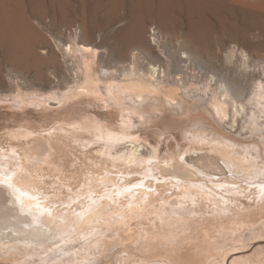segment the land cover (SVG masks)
Returning <instances> with one entry per match:
<instances>
[{
	"label": "bare ground",
	"instance_id": "obj_1",
	"mask_svg": "<svg viewBox=\"0 0 264 264\" xmlns=\"http://www.w3.org/2000/svg\"><path fill=\"white\" fill-rule=\"evenodd\" d=\"M101 1L105 3V0ZM141 1L137 0V3H142ZM247 1L249 0H185L190 12L197 11L201 14L203 9L208 8L210 12L215 13L219 8L233 10L237 7L243 18L253 16L251 18L258 23L264 21L263 2L249 6ZM68 2L65 0L67 5L59 8V21L76 11L68 6ZM173 2L174 0H160L163 6L156 8L157 15L162 16L165 23L153 26L149 32H143L139 28L138 21L142 19L143 14L141 16L133 12L134 22L131 21L130 27L124 28L122 35L113 41L123 56L120 59L111 60V49L107 46L99 49V46L83 41L84 32L82 33L79 25L73 24L65 28L59 25L66 39L57 37L53 41L55 46L51 43L50 58L57 60L58 65L63 67L60 77L51 72L54 80L43 90L40 87L23 86V81L17 75L9 73L7 84L10 86L0 89V102L4 99L12 100L16 95L13 93L17 92L23 105L29 103L47 111L54 108H59L60 111L67 106L69 108L70 101L75 97L84 96L96 101L98 105H105L106 109L110 108L111 113L120 117L119 127L122 130L121 135L110 133L111 138L107 140L109 142L105 150L101 148L104 146L85 149L96 136L95 126H91L88 120L72 118L70 121L59 122L58 127H53L52 131L43 134L18 130L17 137L23 140L20 142L22 151L4 149L0 152L9 166H18L25 160L29 161L28 166H20L22 169L27 167L21 177L11 176L8 178L11 181L7 180V175L10 174L7 170L3 173L5 178L0 176V250L10 254L18 253L22 258L17 259L18 264L29 260L32 263L39 262L38 264H97L98 255L103 256L102 251L98 249L107 242L111 243V246L116 245V236L120 237V231L134 223L130 220L146 217L149 213V219L154 220L155 225L160 224L162 220L166 221L170 226L166 228L167 235L174 233V227L184 231L182 228L189 227L193 217L203 213L204 203L198 202L197 194L211 196L215 192L222 195V190L227 194L242 192L247 187L242 181L247 182V179L258 184V191L262 193L259 200L263 202L264 158L258 143L243 144L198 120L200 122L186 129L183 135L193 142L205 145L209 143L210 152L185 154L178 161L175 156L173 159H160L161 149L158 151L157 145L149 142L144 144L136 136L127 133H133V129H140L151 122L153 111H192L203 107L208 113L215 115L219 124L224 121L228 126L223 127L230 134L236 132L239 137H258L264 143V58L254 57L245 49L232 45L224 54V72L205 68L202 57L208 50L203 40L205 30L200 25L197 26L198 22L195 20L194 23L188 21L186 27L181 21H177L171 9L167 8V5H173ZM22 3L23 0H17L14 10L0 6V29L4 28L13 33L15 28L19 30L33 27ZM114 4L118 8L122 7L120 0H115ZM254 10L255 13L259 12L258 15ZM199 17V20L203 18L201 15ZM46 18L48 17L42 15L40 20L33 22L42 24ZM50 19L54 22L56 15L52 13ZM60 24L63 25L62 22ZM91 31L93 33V30ZM167 36L175 40L173 48L164 46L166 40L163 41V38ZM232 66L236 69L231 76ZM246 75L250 76L248 93L243 87ZM234 76L242 77L243 80L240 78L239 82H236ZM2 81L0 78V84ZM16 101L18 104V99ZM84 133L92 136L87 137L85 143L81 142L80 138ZM212 134L214 136L210 137ZM119 135L120 137H117ZM74 145H77L78 149L84 147L82 154L85 159L82 156L83 163L76 169L79 177H83L71 188L60 173L67 166L63 163L62 168V163L57 164V159L71 158L66 148L77 147ZM11 146L12 149L15 148ZM16 155H19L21 163L13 161ZM75 156L81 160V157ZM34 162L46 166L52 164L56 170L55 175L60 180H56L59 183L55 182L58 184L56 190H59L56 191L59 194L56 198L46 197L47 199L43 200L46 193L50 192H47L49 186L43 185L37 176L29 172L31 169L28 167L36 166ZM1 166L4 171L5 166L0 162ZM110 167H114V170ZM159 168L161 177L156 174ZM54 173L55 171H51L50 174ZM19 174L18 172L17 175ZM38 174L40 175L39 172ZM138 175H142V178ZM167 175H173L178 182L164 180L157 183L160 178H167ZM211 175L223 177L213 179L210 178ZM152 179L156 182L151 181ZM51 180L54 183L55 179ZM153 184L157 195L151 190ZM169 184H175L174 187L178 188L173 194L176 193L179 200L169 202L167 206L168 199L162 196V193H165ZM197 190L199 191L196 192ZM211 199L215 200V197L211 196ZM154 201H161L160 206L152 205ZM232 203L233 199L228 198L226 202L216 205L219 209H212L209 204L208 209L221 212L235 205ZM252 227L256 228L247 225L241 229L227 230L223 233L222 240L215 245L221 247L222 254H228L227 251L238 246L233 242L249 238L253 234L250 230ZM256 229L259 230L254 232L257 236L264 233V223ZM243 251L231 252L224 259L226 264L233 255L235 258L231 263H236L242 257ZM262 252L264 253V246L255 250L256 259L254 255L251 262L245 261L244 264H264ZM35 256L38 259H35Z\"/></svg>",
	"mask_w": 264,
	"mask_h": 264
},
{
	"label": "rangeland",
	"instance_id": "obj_2",
	"mask_svg": "<svg viewBox=\"0 0 264 264\" xmlns=\"http://www.w3.org/2000/svg\"><path fill=\"white\" fill-rule=\"evenodd\" d=\"M63 1L65 2V0ZM63 1L23 0L22 7L25 12L27 11L26 14L27 16L29 15L28 18L30 22L33 23V27H31V29L22 28L19 30L15 28L13 33H10L4 28L0 29V78L3 80V84H0V89H6L10 86V84L9 86L7 84V79L10 74L17 75L21 81L25 82H22L23 86L30 88L40 87L43 90L47 89L50 82L54 80L51 72L58 77L61 76V69H63V67L58 65L57 60H51L50 58L51 43L55 46L53 41H55L57 37H61V40L66 39L65 33L61 31L59 25L64 28L73 24L79 25L80 29L82 28V33L84 32L82 39L84 38L85 40L83 39V41L97 47L99 46V49L104 46L109 47L111 49L110 59L115 60L120 59L123 56L122 54L120 55L118 48L113 41L122 35L121 31L124 28L130 27L132 24L131 21L134 20L132 18L133 12L141 16L143 14L144 17L142 16V19L138 21L140 24L139 28L143 32L148 30L152 31L150 28L153 26L156 27L165 23L162 16L160 17L157 15L156 8L163 6L160 4V0H142V3H137V0H120L122 4L121 8L115 6V0H105V3L101 0H68L70 2V5L68 2V6L70 8L73 7L74 9L72 10L76 11L74 14L71 13L70 15L61 18L59 21V8L67 5ZM259 1L260 0H249L246 4L249 6L253 4H261V2L264 4V0ZM16 2L17 0H4L3 2L0 1V6L14 10ZM145 4L146 6H144ZM167 6V8L171 9L170 11L174 14L175 19L177 21H181L185 27L187 26V23H194L193 21L195 20L198 22L196 23L197 26L200 25L205 30L203 40L206 48L208 49L202 55L204 65H206L205 68L216 72H224V54L232 45H237V47L245 49L254 57L264 58V21L258 23L256 20L251 18L253 16H249L250 18L248 17V19L243 18L237 7V9L234 7L233 10L219 8V10H216L215 13H212L208 8H205L200 14L197 11H188V4H186L185 0H174L173 5L171 4ZM52 13L56 15V20L54 22L50 19ZM42 15H45L48 18H46L42 24L39 21L41 25H37L36 22L40 20ZM198 15L203 16V18L199 20L200 17ZM62 19L64 20L62 21ZM59 22H62L63 25ZM91 30H93V33ZM168 39H170L169 36L163 38V41L166 40L165 42L167 44L166 46L164 43V46L173 48L175 40L173 39V41L170 39L167 41ZM47 46H49V49ZM59 59H61V56ZM235 69L236 68L232 66L233 71L231 70L230 72L232 73L231 76L234 75ZM246 76L244 79L245 82L242 84L245 92L248 93L250 76ZM236 77L234 76L235 80L234 78L232 80L236 82H239L240 78L243 80L242 77ZM13 95L15 96H13L12 100L4 99L0 102V152L4 149L22 151L20 142L23 140H19L20 137H17L18 135L16 132H18V130H30L34 133L43 134L52 131L53 127H58L59 122L62 123V121H70L72 118H76L78 120H88V122L91 123V126H95L94 134H96V136L92 138L85 149L91 146L96 148L104 146L105 148H101L105 150L107 142H109L107 140L111 138V132L114 135L115 133L120 135L122 134V130L119 127L120 117H116L115 113H111L109 110L110 108L106 109L104 107L105 105H98L96 101L91 100L90 98L87 99L84 98V96L80 98L78 96L75 97L74 100L70 101L71 106L69 108L67 106L64 109H60V111L59 108L47 111L34 104L28 103L23 105L20 100L22 98H18L19 95L17 92H14ZM17 99L18 104L16 101ZM104 108L106 111H104ZM195 109V111L175 110L172 112L170 109H166L161 112H157V110L153 111L151 122L140 129H133V133H127L136 136L139 140H142L144 144L149 142L152 145H157V150L159 151L161 149L160 159L170 157L173 159L177 157L178 161H180L185 154L201 153L205 151L210 152L209 147L211 148V145L209 143H206L205 145V143L193 142V140L183 135V132L186 129L192 128L196 122H200L198 120H201L202 123L206 124L210 128H213L218 133L226 135L243 144H252L253 142L258 143L261 146V153L264 158V143L261 139L258 137H239L236 132L230 134L226 131L227 129L223 127L228 125L225 124L224 121L219 124L213 113H208L206 108L204 109L203 107H197ZM241 125L242 124H240V126ZM120 135L117 137H120ZM212 136L214 135H210V137ZM87 137L92 136L88 133L81 134V142H87ZM11 145L15 146V148L12 149ZM83 149L84 147L78 149V146L67 147L66 150H68L71 158L64 159L60 157L57 159V164L62 163V168L64 167V164L67 166L64 167L65 170L60 173L61 175L63 174L62 176L65 178V183L70 185L71 188L77 184L79 178L83 177H79L76 172L77 167L83 163L82 156L83 159H85V156L82 154ZM75 155L81 157V160H79ZM1 157L2 156L0 154V158ZM95 157L96 156H94V158ZM15 160L17 163H21L19 155H16V158L13 159V161ZM0 162L5 166L4 171L2 170L3 167H0V176L4 177L3 173L8 171L10 174L7 175V180L10 181L11 179H8L9 177H21V175L26 172L27 167L26 169L20 168V166H23L22 164L27 166L29 165V161L25 160L21 164H18V166H9L8 164L6 165L3 157L0 159ZM34 163L36 164V162ZM38 164L40 163H37L36 166L32 165L28 167V169H31L28 171L34 176H37L43 185L46 187L49 186L47 192H50L46 193L49 196H44L45 199L43 198V200L50 197L56 198V195H59L57 193L59 190H56V186L58 185L57 183H59L56 181L58 180V176L55 175L56 170L53 168L52 164H47V166L45 164H40L38 166ZM6 166L9 167L7 168ZM44 166L46 168H44ZM14 168L18 169V171ZM110 168L114 170V167ZM48 170H51L52 173L55 171L53 174L54 176L51 175V171L49 172ZM18 172L20 173L19 175H17ZM29 172L27 173L28 175H30ZM156 174L161 177L162 173L160 168L157 169ZM172 176L173 175H167V178H160L161 180L157 183L164 180H173L176 182L177 180ZM138 177L142 178V175H138ZM215 177L216 175L210 176V178L213 179ZM221 177H216L215 179ZM51 179H53V181L55 179L54 183H57H52ZM151 181H155V179H152ZM246 181L247 182L242 181V184L247 185L245 190L242 192L235 191L227 194L222 190V195L215 194V192H213L211 196H214L215 200H217L216 204L215 200H212L210 195H205L204 193L197 194L198 202L204 203L202 208L203 213L193 217L190 226L182 228L184 231H180L174 227V233L170 232V234L167 235L166 228L168 229L170 226L167 225L166 221L162 220L160 224L155 225L154 220L149 219L151 218L148 216L149 213L146 214V217H136V219L134 218L130 220V222L134 223L129 222L130 225L127 226V230L122 229L120 231V237L118 235L116 236V241L118 242L116 245L111 246V243L107 242L102 245L101 249H98L99 251H102L103 256L100 257L98 255L99 263L97 264H226V260L224 259L229 256L231 252L241 250H244L242 257L238 259L236 263H231V260L235 258V255H233L228 259L227 264H244L245 261L251 262L254 255V259H256L257 254L255 253V250H259L262 246H264V233L259 234V236L254 234L255 230L257 232L259 231L256 228H259L264 223V204H262L264 202V198L263 202H260L259 199L262 193L258 191L259 186L257 183L250 182L248 179ZM154 184L151 190L154 191V195H157L158 192H155ZM174 185L170 186L169 184L165 193H162V196H165L168 199L166 203L167 206H169V202H177L179 200L176 193L173 194V192L178 191V188L174 187ZM252 190H257L256 192L258 193L253 192ZM198 191L199 190L196 192ZM40 193H42V191H40ZM228 198L233 199V203H235V205H231L229 210L221 212L209 211L208 204L212 209H219L216 205H218V203L226 202ZM189 200L190 199H186V201ZM241 201L246 203H240ZM160 203L161 201H154L152 202V205L160 206ZM150 215L153 216L154 214ZM247 225L256 227L250 228L253 234H251L249 238L246 237L242 240H236L233 244L238 246H235L230 251H227L228 254H222L223 251L221 247H218L215 244L222 240L223 233L234 228L241 229L245 226L247 227ZM164 234H166V236H164ZM121 238L124 239L121 240ZM238 255H240V253ZM261 255L264 256V253L262 252ZM19 256L20 255L18 253L10 254V252L0 250V264H18L17 259L22 260ZM26 257L27 255L24 258ZM35 259H38V257L35 256ZM38 263L39 262L32 263L29 260L24 264Z\"/></svg>",
	"mask_w": 264,
	"mask_h": 264
}]
</instances>
